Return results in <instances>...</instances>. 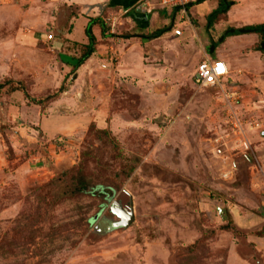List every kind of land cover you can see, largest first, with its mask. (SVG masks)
Listing matches in <instances>:
<instances>
[{"label": "rangeland", "instance_id": "374dc122", "mask_svg": "<svg viewBox=\"0 0 264 264\" xmlns=\"http://www.w3.org/2000/svg\"><path fill=\"white\" fill-rule=\"evenodd\" d=\"M218 2L194 4L182 22L179 13L174 18L169 15L168 24L173 28L175 20L180 22L183 35L176 37L170 31L153 40H126L130 33L112 13L107 15L110 9L99 10L109 38H101L103 53L89 71L99 79L85 80L82 89L85 97L101 105L100 116L85 133L65 134L52 141L66 140L60 148L63 153L74 147L76 158L70 169L78 166L84 152L104 146L97 131L107 130L120 150L105 148L97 152L98 157L94 153L87 171L92 185L111 187L113 201L124 207L133 203L135 222L127 229L97 233L92 219L107 203L103 197L84 195L61 204L48 199L49 204L36 210L38 203L27 200L29 193L60 173L38 171L41 174L22 190L9 175L12 166L3 167L0 264H251L247 257L254 264H264V258L254 252L256 244L264 254V238L255 234L264 233V137L253 131L249 153H227L216 142L226 140L228 128L215 90L196 83L198 66L210 52L211 42L228 27L207 28L206 17ZM70 11L76 15L74 9ZM86 14L92 17L91 10ZM76 51L80 56L83 50ZM74 72L57 85L55 67L53 73L48 71L49 83L39 81L36 92L45 90L46 96L61 86L68 91L75 84ZM3 78L5 74L0 73V82ZM29 79L23 82L30 88ZM98 83L105 89L94 101L91 92ZM66 89L59 96L65 102L73 93V98L78 96L73 89L65 96ZM12 93L11 86L0 93V153L9 158L18 153L24 159L28 145L34 144L31 151H36L38 127L32 124L36 108H22L12 100ZM0 160L6 162V158ZM219 208L228 210L226 220ZM229 221L251 227L223 229ZM227 255L237 260L231 263Z\"/></svg>", "mask_w": 264, "mask_h": 264}, {"label": "crops", "instance_id": "0c3cea01", "mask_svg": "<svg viewBox=\"0 0 264 264\" xmlns=\"http://www.w3.org/2000/svg\"><path fill=\"white\" fill-rule=\"evenodd\" d=\"M231 1L234 5L225 18L219 20L211 31H215L216 27L222 25H228V29L264 24V0ZM160 3V0H28L27 2L22 0L11 5L0 6V73L5 74L6 78L3 79L16 82L31 78L30 88L28 86L27 88L35 98L38 95L45 96L43 94L45 90L38 94L36 86H41L37 85L39 81L42 83L48 81L46 79L49 77L48 71L53 73L54 68H57L58 78L54 82L59 81L57 85H60L62 79H65L74 69L79 58L76 50H80L82 46L89 43L85 29L92 20L93 33L97 39L95 53L80 67V70L74 72L75 84L68 87L71 90H77V97L73 98L75 93L66 89L65 96L69 94V91L73 93L72 97L70 95V100L65 102L63 98L58 97L49 104L41 106L29 102L22 91L12 93V100L19 102L22 108H36V117H32V124L38 127L36 151H31L34 144L28 145L27 156L24 159L20 158L18 153L11 158L0 153V158H6V162L0 160V173L3 167L7 170L12 166L9 175L16 179L22 190H26L40 174L41 169H46L48 174L55 175L57 171L75 163L76 156L72 150L74 147L63 153L52 143V140L65 134L85 133L91 123L98 121L100 116L101 105H96L92 98L85 97L82 89V86H85V80L99 79L94 72L89 74V71L98 63V58L103 53L101 48L104 45L99 44L102 41L101 38H109L108 31H102L106 22L103 15L99 14V10L106 12L110 9L107 15L112 13L114 18L118 19L122 29L130 33L125 35L126 40L143 39L139 36L163 28L167 29L169 26L167 17L171 15L173 8L163 7ZM72 9L76 11V15L72 14L70 11ZM87 10H91L89 14L91 18H87ZM171 32L173 34V29ZM49 35H53V38L49 39ZM217 40L214 39L211 43ZM259 42L260 37L257 34L228 37L215 49L211 46L207 57L223 60L227 64L229 74L225 77V83L230 88L240 91L241 98L238 103L240 114L254 120L258 117L264 122V54L256 49ZM105 65L110 67V64ZM42 86H45L46 90L53 91V87L46 84ZM97 86L98 88L91 92V95L95 97L94 101H98L102 90L105 89L103 83H98ZM47 94L46 96L50 95V93ZM259 119L258 121H261ZM14 157L16 159H13ZM248 226L239 227L246 229ZM256 243L258 244V241ZM255 253L258 257L264 258L262 249L256 244ZM234 258L237 260L235 256L229 255L228 261L233 263ZM241 258L246 260V256L241 255ZM247 261L254 264L249 257Z\"/></svg>", "mask_w": 264, "mask_h": 264}, {"label": "trees", "instance_id": "16d2710c", "mask_svg": "<svg viewBox=\"0 0 264 264\" xmlns=\"http://www.w3.org/2000/svg\"><path fill=\"white\" fill-rule=\"evenodd\" d=\"M207 0H199L195 4H201L203 2H206ZM190 5L187 7V10L190 9ZM234 5V2L231 0H219L217 8L212 10L208 16L207 19V28L212 29L213 26L221 19L225 18L228 11L231 9V7ZM179 11V8H173V12L171 13V17L174 18L175 15H177ZM172 19V18H171ZM174 24V23H173ZM174 27V25H173ZM172 23L168 26V28H163L161 30H157L150 34H144L139 37H142L143 39L147 40H153L161 37L164 33H167L171 31ZM102 31H107V26L104 25L102 27ZM103 32V33H104ZM85 34L88 37L89 43L85 46H82L81 49L83 50L80 53L79 58H77V63L74 67V71H76L80 66H82L96 51V43L97 39L93 33V20L89 22L88 26L85 29ZM244 34H257L260 37V42L256 49L264 54V24H255V25H247L240 28L235 27H229L227 30L223 32V34L218 38L217 41H214L212 43V47L214 49L218 47L220 44H222L228 37L232 36H238V35H244ZM12 87V91H22L26 97V99L29 100V102L33 104H38L41 106H45L49 104L50 102L58 99L60 94H62L65 91V87L61 86L55 93H52L44 98H35L31 95L29 92L27 86L23 82H16L11 79H4L3 82H0V93L8 88ZM99 136L101 137V140L103 141V147L98 148L97 150H88L82 154V158L78 166H75L73 168H63L62 170L58 171L60 174L57 178L52 180L51 182L44 184L42 186H35L29 193L27 200L30 202H33V204L36 202L38 203V207L36 206V210H41L43 203H48V199H53L58 204L64 203L67 200H76L77 198L81 196H88L92 198H102L106 200L107 198H111L113 196L110 195L109 191L111 190V187L109 186H101V185H92L91 179L88 173V165L89 162H91L92 155L95 153L96 157H98L99 152H103V150L106 148L108 150L112 149V147L116 150H120L119 145L115 144L110 138H109V132L107 130H98L97 131ZM96 151V152H95ZM98 152V153H97ZM98 161L95 159L94 162L98 163L100 162L99 158H97ZM99 167V166H98ZM98 169V168H97ZM101 189V190H99ZM106 189V190H105ZM98 190V191H97ZM35 205V204H34ZM230 225L234 227V230H241L237 224H231V221L227 222V225L224 226L223 229L229 230ZM256 236L264 237V233H255ZM255 247V246H254ZM255 252V251H254ZM256 254V253H255ZM255 254L253 255L255 257Z\"/></svg>", "mask_w": 264, "mask_h": 264}, {"label": "built area", "instance_id": "2783aa9c", "mask_svg": "<svg viewBox=\"0 0 264 264\" xmlns=\"http://www.w3.org/2000/svg\"><path fill=\"white\" fill-rule=\"evenodd\" d=\"M20 1L22 0H0V5H11ZM25 1L27 2L28 0ZM198 1L160 0L163 7L179 8L178 13L182 16L181 20H178L180 22L183 21L182 19L188 13L187 7ZM180 22L176 21L177 25H174L173 28V35L176 37H180L184 33ZM111 26L114 27V23ZM52 38L53 35H49V39ZM228 74L229 68L223 60L206 57L199 64L195 77L197 85L215 90L217 104L221 106L224 113V123L228 128V132L225 135L226 140L223 142L216 140V142L220 146L225 147L227 153L231 151V153L234 152L244 156L251 151L249 133L254 131L260 134L262 132V123L240 114L238 103L240 102L241 94L240 91L230 88L225 83V77ZM64 143H66V140L62 139H57V141L53 142L59 148L63 147ZM42 171L43 169L40 170V172Z\"/></svg>", "mask_w": 264, "mask_h": 264}, {"label": "water", "instance_id": "95a60500", "mask_svg": "<svg viewBox=\"0 0 264 264\" xmlns=\"http://www.w3.org/2000/svg\"><path fill=\"white\" fill-rule=\"evenodd\" d=\"M264 136V132L261 134ZM107 203L101 204L102 210L108 209L105 216H101V212L96 214L92 222L96 223L95 231L98 233H107L118 229H127L135 222V210L133 203L130 202L126 207L118 200L111 198L106 199ZM219 214L223 220L228 217V210L226 208H219ZM110 215V216H109ZM102 217L99 219V217Z\"/></svg>", "mask_w": 264, "mask_h": 264}, {"label": "flooded vegetation", "instance_id": "af4514ba", "mask_svg": "<svg viewBox=\"0 0 264 264\" xmlns=\"http://www.w3.org/2000/svg\"><path fill=\"white\" fill-rule=\"evenodd\" d=\"M123 205V204H122ZM104 217V216H103ZM102 218L101 216L99 217V219Z\"/></svg>", "mask_w": 264, "mask_h": 264}]
</instances>
